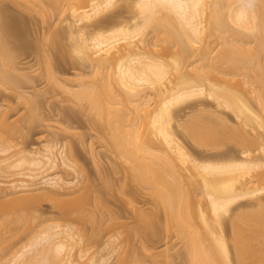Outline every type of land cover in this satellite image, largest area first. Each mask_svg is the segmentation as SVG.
I'll return each mask as SVG.
<instances>
[{
    "label": "bare ground",
    "instance_id": "bare-ground-1",
    "mask_svg": "<svg viewBox=\"0 0 264 264\" xmlns=\"http://www.w3.org/2000/svg\"><path fill=\"white\" fill-rule=\"evenodd\" d=\"M16 1L33 4L36 10L43 8L39 0ZM48 1L67 14L63 22L72 55L96 77L77 74L61 79L50 54H44L49 80L76 99L89 101L91 109L109 121L115 117L116 122L131 127L129 157L142 159L138 177L182 232L189 234L191 223L199 229L188 240L190 263L264 264V171H257L264 167V160L256 154H264V117L251 101V96L260 99L259 90L248 74H243L247 91L242 85L209 76L214 71L229 75L221 65L257 60L226 39L223 44L232 47L220 63L213 62L214 49L204 42L208 29L223 34L231 28L259 32L263 26L253 6L245 0H126L131 15L123 18L108 14L121 0ZM12 32L0 15L4 47L9 45L5 37ZM159 40L169 41L178 50L159 54ZM191 66L195 76L187 74ZM29 68L15 59L0 64V76L18 99L37 106V98L25 90L36 81ZM197 98L212 99L216 109L200 107L194 101ZM188 109L193 113L187 114ZM225 111L232 112L234 124ZM34 117L32 111L30 119ZM200 121L212 124L206 130L191 124ZM0 126L16 130L7 107L1 104ZM180 127L197 136L204 151L193 152L179 136ZM115 128L118 132L121 127ZM261 129L263 133H258ZM114 136L121 145L117 133ZM224 140L242 146L240 153L219 149ZM14 147L0 144V264H111L114 255H121L122 245L115 235L108 240L107 253L88 254L89 238L75 224V214L86 217L87 198H64L78 190L82 181L81 168L65 145L49 141L44 148L29 152L12 151ZM66 170L72 171V178ZM189 180L196 185L194 190L186 189ZM7 197L19 206L42 199L54 201L66 222L46 219L30 229L36 215L11 216ZM240 199H254L256 208L242 210L236 205ZM141 216L151 217L144 212ZM226 216L233 227L230 236L224 229ZM25 232L27 240L13 242ZM119 264H128V259L122 257Z\"/></svg>",
    "mask_w": 264,
    "mask_h": 264
},
{
    "label": "rangeland",
    "instance_id": "rangeland-1",
    "mask_svg": "<svg viewBox=\"0 0 264 264\" xmlns=\"http://www.w3.org/2000/svg\"><path fill=\"white\" fill-rule=\"evenodd\" d=\"M245 1L253 6L263 28L256 33L231 28L225 34L216 29H208L204 42L211 44L214 49L213 62L220 63L221 56L232 47L230 43L223 44V40L226 39L241 46L250 58L257 61L224 64L221 67L229 72V75L214 71L209 76L224 79L233 85H242L247 91L243 74H248L256 82L260 95L259 100L251 96V101L264 117V0ZM38 4L43 8L36 10L33 4L0 0V15L13 29V32L5 37L9 45L4 47L5 44L0 43V64H8L16 59L20 66H30L27 71L35 76L36 81L25 90L38 100L35 106L33 103L28 104L18 99L17 93L7 89L0 76V104L7 107L9 121L16 126L15 131L0 126V144L14 145L12 151L24 149L29 152L36 148H44L49 141H55L59 146L65 145L67 151L73 154L82 171L81 186L78 190L64 195V198L67 200H78L82 196L87 198L86 217L80 219L75 214V224L89 238L86 242L89 255L96 253L97 256H101L107 253L110 246L108 240L115 235L122 245L121 255H114L110 260L111 264H119L122 257L128 259V264H191L188 240L195 238L199 229L191 223L189 234L182 232L177 222L170 219L163 203L152 194L153 190L138 177L142 159L134 160L129 157L133 144L129 141L131 137L127 133L131 127L116 122L115 117L114 121L113 119L109 121L104 115L101 116L92 110L89 101L76 99L72 94L63 92L54 81L49 80L44 54H50L56 75L61 79L75 78L77 74H83L87 79L96 77L91 75L89 67L75 60L72 55L70 40L65 33L63 22L67 14H61L59 8L48 0H39ZM218 8L220 6L216 9ZM108 14L130 17L128 1H119ZM117 18L120 17H113ZM159 42L161 46L158 53L161 55L166 56L178 50V47L169 41ZM187 74L196 75L194 66L189 67ZM37 91L40 93L37 94ZM194 101H199L202 108L216 109L212 99L197 98ZM192 110L188 109L187 114H192ZM32 111L36 113V117L30 119ZM224 113L229 114L230 122L234 124L232 112ZM191 124L206 130L212 123L200 121ZM116 125L121 127L118 132ZM257 132L263 133V129ZM116 133L121 145L115 142ZM179 136L193 152L204 147L200 145L197 136L181 127ZM206 139L211 141L210 138ZM224 141L219 149L233 148L234 152L240 153L242 146H236L233 141L226 140V143ZM205 147L207 149V146ZM256 154L264 160V154L260 151ZM257 171L263 172L264 167ZM65 174L73 177L71 170H66ZM22 178L29 179L26 176ZM195 187L192 181L187 182L186 189L194 190ZM37 193H41V190ZM5 200L11 216L18 213L36 215V218L32 219L30 229L38 228L46 219L66 222L61 213V206L54 201L42 199L39 203L19 206L12 202L11 198L7 197ZM254 201L240 199L236 205H240L242 210L254 209L256 208ZM141 212L148 213L151 217L144 219ZM229 219V216L225 217L224 227L228 236L233 230ZM26 233L17 235L13 242L23 240ZM25 240L27 239L24 238L23 241Z\"/></svg>",
    "mask_w": 264,
    "mask_h": 264
}]
</instances>
